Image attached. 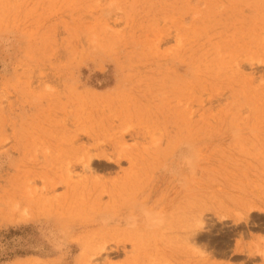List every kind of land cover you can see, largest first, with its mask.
I'll use <instances>...</instances> for the list:
<instances>
[{
  "label": "rangeland",
  "instance_id": "obj_1",
  "mask_svg": "<svg viewBox=\"0 0 264 264\" xmlns=\"http://www.w3.org/2000/svg\"><path fill=\"white\" fill-rule=\"evenodd\" d=\"M166 260L264 264V0H0V264Z\"/></svg>",
  "mask_w": 264,
  "mask_h": 264
},
{
  "label": "bare ground",
  "instance_id": "obj_2",
  "mask_svg": "<svg viewBox=\"0 0 264 264\" xmlns=\"http://www.w3.org/2000/svg\"><path fill=\"white\" fill-rule=\"evenodd\" d=\"M192 78V77H191ZM262 80V79H261ZM85 131V130H84ZM115 153H116V151H115ZM120 153H122V152H120ZM126 153V152H125ZM112 154V153H111ZM91 155V154H90ZM110 155V154H109ZM108 155V156H109ZM127 155V154H126ZM129 155V154H128ZM130 156V155H129ZM125 157V156H124ZM92 158H94V157H92ZM132 158V157H131ZM133 159V158H132ZM90 160H92V159H90ZM134 160V159H133ZM135 162V161H134ZM118 163V162H117ZM136 163V162H135ZM49 165H50V163H49ZM122 175V174H121ZM140 177V176H139ZM136 179H138L137 181H139V178H138V176L136 177ZM130 180V179H129ZM68 181V180H67ZM82 181H83V179H82ZM116 181V180H115ZM65 182V181H64ZM100 182V181H99ZM105 182V181H104ZM102 183V184H105V183ZM68 183V182H67ZM66 183V184H67ZM65 184V185H66ZM73 184V183H72ZM84 184V183H83ZM88 184V183H87ZM124 184V183H123ZM75 185H76V182H75ZM97 185V184H96ZM131 185L133 186L134 184H132V182H131ZM139 185H141V182H140V184ZM138 185V186H139ZM89 187V186H88ZM99 187V186H98ZM101 187V186H100ZM108 187V186H107ZM121 187H123V186H121ZM134 187H135V185H134ZM66 188H67V186H66ZM86 188V187H85ZM88 189V188H87ZM100 189V188H99ZM105 189V188H104ZM119 189V188H118ZM124 189H125V187H124ZM127 189V188H126ZM131 189H133V188H130V191H131ZM83 190V189H82ZM113 190V189H112ZM80 191V190H79ZM120 191V190H119ZM124 191V190H123ZM96 192H98L97 190L95 191V193ZM106 192H107V190H106ZM136 192V191H135ZM139 192V191H138ZM137 192V193H138ZM90 193V192H89ZM64 194H65V192H64ZM119 194V193H118ZM123 194V193H122ZM130 194V193H129ZM94 195V194H93ZM92 194H91V196L92 197H94ZM108 195V194H107ZM125 195V194H124ZM126 195H128L127 194V192H126ZM66 196H68V195H66ZM116 196V195H115ZM129 196V195H128ZM131 196V195H130ZM135 196V195H134ZM146 196V195H145ZM97 197H100V195L99 196H97ZM117 197V196H116ZM133 197V196H132ZM103 198V197H102ZM121 198V197H120ZM127 198V197H126ZM131 198V197H130ZM87 199V198H86ZM129 199V198H128ZM63 200V199H62ZM110 200V199H109ZM141 200H143V199H141ZM145 200V199H144ZM66 201H67V199H66ZM88 201H90V200H88ZM116 201H117V199H116ZM126 201V200H125ZM102 202H103V200H102ZM118 202V201H117ZM144 202V201H143ZM103 203H105V202H103ZM111 203V202H110ZM120 204V203H119ZM75 205V204H74ZM110 205V204H109ZM121 205V204H120ZM119 205V206H120ZM160 205V204H159ZM104 206V205H103ZM105 206H107V205H105ZM117 206V205H116ZM124 206V205H123ZM187 206V205H186ZM165 207V206H164ZM252 207H254V206H252ZM70 208H71V206H70ZM120 208V207H119ZM161 208V207H160ZM262 208V207H261ZM106 209V208H105ZM168 209V208H167ZM103 210V209H102ZM101 210V211H102ZM107 210H109V209H107ZM113 210V209H112ZM201 210H203V209H201ZM171 212H172V210H170ZM169 211V212H170ZM205 211V210H204ZM104 212V211H103ZM166 212V211H165ZM191 212V211H190ZM169 214V213H168ZM203 214V213H202ZM138 215H140V217H141V219L140 218H138ZM167 215V214H166ZM166 215H164V213H163V211H160V212H154L153 210H150V209H147V208H144L143 210H142V212L141 213H138L136 216H133L132 217V220L130 221L129 220V222H130V225H132V226H134V227H132V228H137V230L138 231H135L134 229H133V232L134 233H137L138 234V232H139V222L141 221V222H143L142 224H143V227H142V230H140L141 232H143L144 234H147V232H149V231H151V229L153 228V226H155L157 223H161V222H163V223H165L166 222V220H165V218L168 216H166ZM173 215V214H172ZM241 215V214H240ZM166 216V217H165ZM170 217H172V216H168V218L167 219H169ZM188 218H190V217H188ZM193 217H191V219H192ZM195 218V217H194ZM171 219V218H170ZM169 219V220H170ZM198 219H200L199 217H198ZM187 221V220H186ZM193 221V220H192ZM194 222H195V220H194ZM162 223V224H163ZM199 223V222H198ZM169 224V223H168ZM197 225V224H196ZM203 225H205V226H203ZM161 226V225H160ZM162 226H164V225H162ZM192 226V225H191ZM118 227H120L119 225H118ZM166 227V226H165ZM189 227H190V225H189ZM205 228L206 227V223L204 224V221L203 220H200V223H199V228L198 229H200V228ZM193 228V227H192ZM196 228V227H195ZM239 228V227H238ZM106 229V228H105ZM155 229H157V230H159V227H156ZM185 229V228H184ZM188 229V228H187ZM164 230V229H163ZM169 230H170V228H169ZM168 230V231H169ZM190 230V229H189ZM203 230V229H202ZM201 230V231H202ZM172 231V230H171ZM177 231H179V230H177ZM188 231V230H187ZM191 231V230H190ZM194 229H193V232H191V234H193L194 233ZM240 231H241V229H240ZM173 232V231H172ZM242 232V231H241ZM240 232V233H241ZM133 233V234H134ZM163 233V232H162ZM169 233H171V232H169ZM199 233V236H200V231L198 232ZM202 234L204 233L203 231L201 232ZM137 234H134V235H137ZM142 234V233H141ZM165 234H166V231H165ZM164 234V235H165ZM188 234V233H187ZM190 234V233H189ZM195 234V233H194ZM201 234V235H202ZM242 234V233H241ZM95 235H96V233H95ZM150 236H151V234H149ZM156 235V234H155ZM160 234H158L157 236H159ZM171 235V234H170ZM197 235V234H196ZM147 236H148V234H147ZM165 236H167V235H165ZM169 236V235H168ZM167 236V237H168ZM179 236V235H178ZM188 236V235H187ZM193 236H195V235H193ZM87 237V236H86ZM136 237V236H135ZM167 237H166V239H167ZM190 237V236H189ZM94 238H96V237H94ZM142 238V237H141ZM140 238V239H141ZM144 238V237H143ZM169 238V237H168ZM191 238V237H190ZM197 238H198V236H197ZM196 238V239H197ZM201 238V237H200ZM139 239V238H138ZM145 239V238H144ZM154 239V238H153ZM171 239V238H170ZM206 239V238H205ZM91 240V239H90ZM93 240V239H92ZM150 240H151V238H150ZM161 240V239H160ZM193 240V239H192ZM201 240V239H200ZM86 241V240H85ZM158 241V240H157ZM171 241V240H170ZM227 241V240H226ZM84 242V241H83ZM90 242V241H89ZM141 242V241H140ZM148 242V241H147ZM163 242V241H162ZM161 242V243H162ZM169 242V241H168ZM85 243V242H84ZM83 243V244H84ZM92 243V242H91ZM116 243V242H115ZM114 243V244H115ZM143 243V242H142ZM146 243V242H145ZM153 243H154V241H153ZM88 244V243H87ZM103 244H105V242H103ZM121 244V243H120ZM119 244V245H120ZM148 244H150V243H148ZM166 244V243H165ZM169 244V243H168ZM116 245V244H115ZM124 244H122V246H123ZM229 245V244H228ZM86 246V245H85ZM101 246V245H100ZM133 246V245H132ZM138 246H140L141 247V245H139V243H137V247ZM161 246V245H160ZM166 246V245H165ZM251 246V245H250ZM117 247H118V245H117ZM241 247H243V246H241ZM247 247V246H246ZM112 248V247H111ZM121 248V247H120ZM172 247L170 246V249H171ZM84 249V248H83ZM105 249V248H104ZM117 249V248H116ZM136 249V248H135ZM135 249H133V250H135ZM155 249V248H154ZM167 249H168V246H167ZM243 248H241V250H242ZM248 249V248H247ZM258 249V248H257ZM142 250H144V249H142ZM146 250V249H145ZM157 250V249H156ZM244 250V249H243ZM243 250H242V252H243ZM137 251H139L138 249H137ZM169 251L170 250H168V252L167 253H169ZM86 252V251H85ZM92 252V251H91ZM94 252V251H93ZM143 252V251H142ZM141 252V253H142ZM250 252V251H249ZM95 253V252H94ZM163 253H165L164 252V250H163ZM99 254H100V252H99ZM137 254V253H136ZM142 255V254H141ZM163 255H165V254H163ZM253 255V254H252ZM157 256H158V252H157ZM256 256V255H255ZM136 257V256H135ZM141 257V256H140ZM166 257H167V255H166ZM163 258V257H162ZM168 258V257H167ZM154 259H156L155 257H154ZM160 259H161V257H160ZM169 259V258H168ZM162 260V259H161ZM157 261H159L158 259H157ZM163 261L165 262V260L163 259ZM169 261H170V259H169ZM161 262V261H160ZM163 262V263H164ZM140 263V262H139ZM166 263L168 264L169 262H167V260H166ZM162 264V263H161Z\"/></svg>",
  "mask_w": 264,
  "mask_h": 264
}]
</instances>
